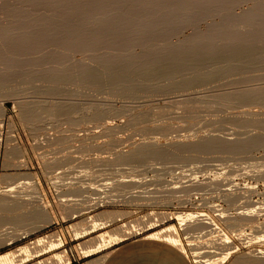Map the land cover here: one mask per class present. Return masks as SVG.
Listing matches in <instances>:
<instances>
[{"label":"rangeland","instance_id":"rangeland-1","mask_svg":"<svg viewBox=\"0 0 264 264\" xmlns=\"http://www.w3.org/2000/svg\"><path fill=\"white\" fill-rule=\"evenodd\" d=\"M29 1L30 0H22V1L0 0V11H1L0 36H2L1 34L4 32L5 29L7 30L9 28V25H11L10 21L11 22L14 21L11 20L13 19L12 17L13 12H16L18 9L21 8V6H22L21 8L22 10L20 9V11L22 12H18L21 15L18 13L16 17H15L16 13L13 15L14 18L16 19L14 21V24L19 23V26L24 20L26 22L24 23L26 25H29L30 24L29 21L31 20L28 17L34 19L36 18V15L37 18H39V16H42L44 17V19L47 18L52 19L55 17L57 18L59 16L58 13H53L52 11L53 9H50L51 7L48 6V1H40L38 2V4L35 3L31 4V6L30 4L27 5ZM84 1L85 0H82V2ZM225 1H230V0H225ZM225 1H220V2H225ZM240 1L239 3L241 4L238 3L239 5L238 4L235 5L237 1L235 2L234 0H232L231 2L233 3H231V6L233 4L234 5L233 7H235V9L233 10L232 7L230 6L232 10H229L230 13L232 12L231 15L232 16L234 15L233 16L234 19L235 20L237 19L236 20L237 22L233 20V17L231 18L232 20L229 19L230 17L228 18L227 15L230 13L227 12L225 13V10L223 11L222 7H221L222 10H220L218 6H215V8L218 9L217 10L218 12H213L215 8H212L213 9L212 12H211L212 9H210L209 14L206 13L208 15V16L206 15L207 18H205L206 21H204L203 18L205 15H203L202 16L203 18L202 17L197 18L199 19L198 21L194 19V21H197L199 25L197 24V22H191L194 24L196 23V25L199 28L196 25L195 27L194 24L193 25L191 24L192 27L190 29L191 25L189 22L181 24L183 26L188 24L190 26L189 28H186V26L188 27V25H186L184 29L181 25L180 26L182 28L180 26H178L179 28L176 27L175 28L176 32L173 31L170 34H166L164 37H162L164 38L163 39L164 42L166 43L168 42L170 45L168 46L170 48L172 47L171 44H173L174 47L176 43H177L176 45L180 44L181 46V44H183V41H185V38L188 37L187 39H190L191 35L196 34V32L194 34L192 33V31L194 32L198 29V31H200L199 34L202 33L205 35V33L209 32L206 31V29L210 30L208 29L209 27L207 28L205 27L214 21L219 26L220 24L218 22L220 20H222L220 21V23L224 22L225 24H226L225 22L226 20L227 21L230 20L228 21L229 23L233 24L234 26H237L236 27L237 29L239 28V30H237L233 27L234 30L232 28H231L232 30L231 29L229 30L231 31L230 34H232V31L236 30L232 34L235 37L241 34L243 37L240 36V38L239 37L237 38L247 39L246 36L248 35L249 40L247 39L248 40L247 42H252L254 39L257 40V37L256 38L254 37L257 34H259L262 29V26L261 25L258 26V25L260 24V21L264 20V14H263L264 11L262 13L263 16L260 14L262 17L258 15H257L258 17H251L252 15H249L247 11H249V13L252 14V12L254 11L251 12L252 9L251 7H255L254 9L256 11V7L258 8L257 5L260 6V9L261 6L263 8L264 0H251L249 3L247 2L249 0H245L246 3L244 4L243 2ZM5 4L8 7H5L4 6ZM46 4H47V8H49L48 10L47 8H45ZM217 5H219L220 7V3H218ZM10 6L12 8H10ZM2 8L3 9L6 8L4 12H6L9 8L13 11V12L11 10L8 11L9 14L6 12L8 15L12 13L11 16L5 14L6 18L7 16L8 18H11L10 21L8 20V18L6 19L5 17L2 16V14H4V12L2 13L3 10ZM16 8L18 9L16 10ZM248 8L251 9L248 10ZM13 9L16 11H14ZM50 10L52 11L53 14L51 13ZM153 10H155V8ZM244 10L246 13L244 12ZM257 11H259V9H257ZM33 12L35 14L37 12L38 14L35 15ZM219 12L224 13L225 15ZM243 12L246 14L244 15V18L242 17L243 15H241L244 14ZM22 13L25 16H23ZM27 13H29L31 16L27 15ZM222 15L223 17L227 16L228 19L226 17H224L226 19H222L223 18ZM240 15L242 18L240 17ZM22 16L24 17V19ZM21 18L23 19V21L21 20ZM27 18L29 19V21H26L28 20ZM239 18L243 19L242 22L244 21L245 18H248L245 19L247 23L248 20L250 19L249 20L250 22L253 20L255 21L254 23H257L258 25L256 26L255 24H253L252 21V24L254 25L253 28L251 27L252 25L250 22L249 24L245 22L247 25H244V23L241 22V24L238 26L239 24L238 21L240 22L241 20V19L239 20ZM254 18L255 19L261 18L262 20L257 19L258 21L256 22ZM200 19H202V21H200ZM69 20L72 22L78 20V18L75 16L74 17L70 16ZM231 21H234V23H232ZM228 22L227 24H229ZM24 23H22L23 26H25ZM14 24L13 27H11L12 31H8L11 33L6 34L8 38L12 37L10 39L11 41H13V37L16 38L17 36V35L14 36V33H12L13 28L15 29L16 28L15 26L20 28L18 24L17 25ZM242 24L244 25V27ZM217 25L214 24L213 26L218 27ZM233 25L230 26L229 24V27H232ZM248 25H250L249 27L251 28H249ZM29 26H31V24ZM213 26H210V28L211 27L213 28ZM220 26L222 28L228 27V25H222V24ZM259 27H261V29ZM253 29L254 31L257 30L256 32L253 31L254 33L253 36L251 35L252 38L254 39H252L249 34V32L252 34V31L250 30ZM236 32L238 33V35L237 34L235 35ZM245 33L248 34L246 35ZM11 34H13V36H11ZM189 34L190 36H187ZM6 35L5 37L2 36L3 41L2 38L0 39L1 40L0 45L1 43L2 45L3 43L4 44L6 43L5 46L6 45L7 46L5 47L3 45L4 46L3 48L4 49L6 48L7 50L6 49L2 50L4 52L0 50V57L2 55L3 56V58L1 57L2 59H5L7 57L10 60L13 58L12 59L13 61L11 60L10 62L7 60L8 64L9 62L12 63L10 64L12 66H8L7 61L5 60L4 64H2L3 61L0 58L1 59L0 69L3 70L4 72L3 73L1 71L2 74H4V77H2L3 75L1 74L2 76L0 77V81L3 82L4 81L3 79H5V81L7 79V82H5V84L3 83L2 85L3 87H0L2 89L0 90L1 93L0 94V205L1 203H3L1 202L3 198H8L9 201L5 202L4 205H8L9 207L13 208V206L9 202L14 201L13 203L15 205H16L15 202L20 203V204L18 203L19 207L18 205H16L18 207L17 208L18 211L25 212L27 208L29 209L31 214L35 212L38 213L39 211L40 212L45 211L47 212L49 221L46 222L45 226L43 225V223H41V225L37 227L32 226L30 230L27 231L28 233L25 232V230L20 231L12 227L4 229V231L1 233L2 236H0V241H2L1 246H5V249L0 251V254L10 253L17 255L18 252L25 247L26 249L30 250V252L32 253L25 254V259L22 261L23 263L20 261V259L22 258L21 256L16 257L15 261L17 262L15 264H35L38 262H42L43 264H53L54 260H52V258H54V255L56 254L57 255L59 254L63 257L66 256L67 261L75 259V261L77 262L78 258L82 260L84 259L83 257L84 254L81 253L82 249L86 247V245L89 246L88 244L91 245L92 243L91 241L95 242L97 237L100 236V234L103 233L107 235V233H110L111 230L118 229L119 225L121 227L122 223H127L131 221L132 224H136V222H139L140 217L147 218L149 217L150 214H153L152 217H156L160 221H163V223H160L156 228H154V230L151 231L152 233L165 229L170 225H173L176 228V230H178V235L180 237L181 244L185 252L184 255L185 257H187V260L189 261L190 264H197V263H194V258L192 257L190 251L191 247L187 245L188 244L187 240H193V243L195 244V246L193 247L198 248L199 249L198 251L203 252L202 255L201 254L199 255V256L204 255L202 257L203 258L202 260L205 259L212 260L214 256H218L225 247L235 248L237 251L231 255V257L228 259V261L225 264H231L233 263L234 260L240 257L248 256L253 258L254 256H257V254L259 255V253H264V239L257 238L261 235H264V226H263L264 224V127L263 126L264 125L262 126L261 124L263 123H260V122H264V108H263L264 105H261L263 103H258V101L255 102L254 100H252L254 104H252L251 101L237 102L238 100H236L237 97L236 95L239 92L246 90V88H248L249 90L250 89L253 90L256 88L255 90H253L254 92H252L253 93L252 95L254 94L256 95L255 92L258 90L260 91V87H264V69H262L264 66L263 67L259 66L260 68L262 67L261 69H259V67L257 66H254L252 67L253 69L251 70H249L250 68L247 69L248 70L247 72L246 69L245 71H243V68H240L242 71L240 69H237L236 72L234 71L235 74L233 71H232L233 73L230 72L232 75H230L229 73L227 74L223 73L221 75V77L223 76L222 79H220L221 77L219 76L220 78L218 80H212L211 82L202 83L200 85L199 84L191 85L189 86L191 88L188 87V90L186 89L182 90L178 87H173L174 89L171 88L169 90L170 92H166L162 94L147 93V96L145 93L143 95L130 98L131 100L128 99V97L123 98V96H119L118 98V96L112 95L109 92L107 93V91H104V89L108 90L106 88L104 89L101 88L104 91L103 93H101L102 90L100 88L99 89L101 91H99L98 88L96 89V87L94 86H93L94 88L89 89L91 85L90 87L87 85L89 87L87 88V86L84 84L83 87L85 88H83L82 86H79L82 83L77 85L79 83V80L76 78L75 80L74 78L71 79L73 82L70 80L71 82L70 85L67 84L69 82L65 84H61L59 85V87L53 85L55 89L58 87V89H56L55 92L57 94L61 92L63 93V95L58 94L56 96L55 93L51 95L49 94L50 96H48V95H44L46 94L44 92L45 91L44 87L50 85L49 84L44 85V83L47 82L45 79H44L45 82L40 81L41 82L40 83L39 79L41 77H39V75H36V77L34 78L35 79L39 78L38 81L37 80L35 81L39 82L40 84L36 82L34 84V82L33 83L31 82L30 87L28 85L29 76L31 74L33 75L36 69L45 70L46 68L45 71H49L47 70L49 65L50 68L53 67L52 69L49 68L50 70H54V66L57 67L59 66L60 68H62L60 70L65 71L67 70V68H71V66L72 69H74L73 68L74 65L86 64V66L88 67L90 66L91 68L92 66H94L93 69L96 68V71L99 73V70H103V69L97 68L102 65L100 62H98L99 60L98 57H101L103 53L105 54V52L108 49L109 51L106 52L105 57L107 56L108 53L112 54L113 56L114 55L120 56L125 54V52L127 51L128 54L131 48H132L130 50L131 55L136 56L137 54L141 53V51L143 50H141L140 46L136 47V45L134 47L132 46L131 48L129 45H128L129 47L122 46V49L118 47L119 50H117L116 47H112L113 52H115L113 48H115L118 51V52L116 51L117 54L119 53L117 55L116 52L115 54H113V52L111 53V48L106 47L105 49V46L104 47L100 46L94 49L90 48L94 52L92 53L85 45L84 47H86V50L84 49V47L83 48L80 47V49L81 50L84 49L83 51L86 54L88 53L86 55L83 54L84 52L81 51L79 48L77 52L75 51L77 49H73V50L69 49L72 52L75 51V53L74 52L72 53L68 50V48L63 46L64 44L62 42H60L61 47H60V43H57L58 45L54 43L56 44L55 46H57L58 49L55 46H52L54 44L50 42V44L46 45L47 44L46 43L45 46H43L45 48L37 47L36 50L38 48L39 50L44 49L40 51L37 50L38 54H36L37 52H35L36 51L35 48L34 51L32 47L31 50L33 51L26 49L25 47V51L24 49L21 50L22 49L21 48L18 49L17 51L15 50V52H19L18 54L17 53L15 54L14 51L12 52V48L10 47L9 44L11 43V41L7 40L8 38L6 37ZM170 35H172V37H170ZM182 37L184 38V40ZM4 38L5 39L7 38L6 39L7 41ZM15 38L14 40H16ZM51 38L52 36H50L48 40H51ZM220 40L218 41V45L220 44ZM156 41L157 43H155ZM221 41H223V39ZM160 42L161 41L158 42V40L156 39L152 43L155 47L156 44H158L159 46ZM81 43L85 44L84 42ZM223 44L224 42H222L220 45ZM263 45L264 43H262V46ZM31 46H34V44H31ZM262 46L261 44H259L257 48L261 47V49L262 48L264 49V46L263 47ZM9 47L11 48L10 50ZM62 47L66 48L67 55L64 52L65 49L63 51L64 53L62 55L60 54L62 52L61 49ZM124 47L126 50L123 49ZM154 47L151 46L152 49ZM3 48L1 46L0 49ZM100 48H103L105 52L103 53L101 52L104 51L103 49H101V51H98L100 50ZM155 49H153L154 52L157 51ZM28 50L29 52L31 51L33 53L31 52L29 53ZM5 51L7 52L9 51L10 52V53L8 52L9 55ZM53 51H56V53L59 51L58 54H56L57 58H61L63 55H65L63 59L65 61H68L69 59V57L67 59L66 56L70 55V60L74 64L72 63L73 64L72 65L69 60L70 63L69 62L66 63V66L69 64L68 65L69 67L65 66L66 69L64 70L63 66L65 64L64 63L65 61L62 62L61 59L58 60L57 58H55L54 60L55 56L53 55L55 54ZM258 51H260V53L261 52L263 53V50L261 51L259 49ZM69 52L70 54H68ZM95 52L97 53V55ZM98 52H101L102 54L101 53L98 54ZM2 53H4L5 55H3ZM150 53H152V50ZM89 54H91V56ZM127 54L123 56H127ZM49 55L51 56L49 57ZM109 55L108 57H112V55L110 56ZM88 56L92 58L95 56L96 58H98V59L93 58L94 60L96 59L97 61L96 64L94 61H90L92 58H90L89 60ZM128 56H130V54ZM46 57L49 58L50 60L47 59ZM51 57H53V59ZM15 58L16 59L19 58L17 59L18 61L17 60L15 61ZM220 58L222 60V56ZM56 59L58 61H56ZM38 60H42L43 62L40 61L42 64H44L46 61L47 67H46V63L45 65L42 64L38 65L39 63ZM48 60L53 61L51 62V65L52 64L54 65L55 63L58 64L59 62H61V65L59 63L58 65L55 64L54 66L53 65L51 66ZM221 60L217 61V63H219L220 61V64L214 63L215 65L216 64L218 65V66L216 65L217 68L223 66L222 63L223 60L222 61ZM14 62L17 63L19 62L14 67L15 69H13ZM30 63L34 64V67L33 65H30L28 67L30 69L27 70V65H29ZM97 63L98 66H96ZM212 63L213 62L209 64ZM1 64L4 66H2ZM214 64L212 65L213 67L211 65H206V67L208 66L206 69L212 67L211 70H214L215 68ZM19 65L20 67H18ZM35 65L36 66L38 65L36 69H35ZM1 66L4 68H2ZM40 66L42 67L44 66V68ZM5 67H8V69L10 67V69H13L12 71L14 73L11 70L7 69L9 73L12 72V75L11 73L6 74L8 71L6 70ZM102 67L103 66H101V68ZM223 67H220L219 69H222ZM31 68L33 69V71H30L32 70ZM217 68H215V70H218ZM55 69L57 70L58 68L55 67ZM42 70L39 71L38 73L41 74L42 72H44ZM5 71L7 72L5 73ZM25 71L26 73H28L27 71H29V73L26 74L24 73ZM21 73L24 74L25 76L21 75ZM5 74L8 75V77L10 76L11 77L8 78L5 76ZM16 76L18 78L13 79ZM22 76L24 78H27L25 79L27 80V82L24 80ZM41 80H43V78ZM76 80H77V84L74 83ZM42 83L44 87L43 86L41 87ZM25 84L27 85L25 86ZM33 84L34 86L36 85L37 87L31 86ZM19 87H21L20 90L24 88L25 90L27 89L26 90L27 92L26 91L25 92L28 94H25L24 90H22V92H20L21 94H19L20 91L18 90ZM59 88H62L61 91ZM12 89L17 90L16 91L17 94ZM63 89H66L64 91L67 92L69 96L63 91ZM5 90L6 92L8 90L7 94ZM31 91L32 92L35 91V92L31 93ZM9 92H13L15 95L14 94L12 95ZM233 93H235L236 95ZM111 95L113 97H110ZM59 103L61 105L71 103V106L73 104V108L76 106L73 110L76 113L75 112L71 113V115L73 116L70 115L71 111L70 112L67 111V113L66 111H64L62 113L63 114L66 113V116L70 115L71 118L73 117L76 121L79 122L78 124L73 118L72 119L69 118L70 116L68 118L69 120L71 119L70 120L71 123H69L68 118L65 116V114L64 115L60 114L61 112L58 115H54L53 113L54 111L52 108H56V107H52V106L58 105ZM69 105L70 104H68V106ZM93 106L95 108L103 107L100 109L103 110L105 108L103 110L105 112L102 113V111H100L99 114L98 113L99 110H96ZM25 107L28 109L32 108L33 111L32 109H30V112L32 111V113H34L35 111L36 113L34 114L40 116V121H42L41 124L39 123L41 125V126L39 125L40 127L37 126L33 127V124L29 121L28 118V116L30 115H27L25 117V114H30L29 110L26 109ZM87 108L89 109L88 112L90 115H87L88 114ZM92 108L94 110H92ZM22 110H25L24 111L25 114L22 112ZM245 110H247L248 112L247 114L245 113L246 116H243L245 115L244 114V112H246ZM49 111L50 112L53 111V112L50 113ZM97 113L101 115V117L99 115L97 116L96 115ZM251 113H253L254 115L252 116ZM47 115H51V116H47ZM130 115L133 116L132 119L138 118L140 119V121L136 124H133L131 120H128ZM247 115H249L253 119L248 117ZM46 117H48L49 119ZM90 117L91 120L87 121V119H90ZM245 117L248 119L246 120ZM94 118L96 119L95 121H93ZM41 119H44V121ZM242 120H245L247 123H250V126L247 123H244L245 121H243L242 123ZM252 122H255L256 125L260 123L258 125L262 127L261 128L256 127V125L255 124L253 125ZM105 124H108L109 127H111L112 132L111 130L110 132L112 134L105 132L107 131L104 128ZM253 134L258 136V139H261L262 141L260 143V146L253 147L252 151L249 150L247 152L245 151L241 153L237 151L236 153L235 151L233 152L228 150V152L230 151L229 154L226 149H223L225 152L224 153L222 152L223 150L218 151L219 150L218 148L216 152L215 150H213L215 153L213 151L211 152L210 150H207L208 152L210 151L211 153H207L206 151H204L203 154V152L201 153V151H195V150L193 151L191 149V151H193L196 154L195 155L193 152H188L191 154L190 155L191 158L187 153V151L190 149L188 148L187 145L192 144V142L194 144L195 141L196 143L197 141L200 142L202 140H205V138L211 139L212 137L211 140L214 139L216 141L222 140L223 142L228 141V143H233L231 141H234L235 143H237L240 140L241 142L243 141L245 142V140L246 141L250 140V139L248 140L246 139L247 137L248 138L251 137L247 135H253ZM149 141L151 143H149ZM177 142L179 143V145L181 144L180 145L181 147H179V145L176 146L178 144ZM144 143L146 144L147 147L152 145L156 146V147L152 146L153 149L155 148L156 150L163 149V153L164 150L165 153L171 151L169 154H164L165 156L167 155L169 159L167 156L166 159H163L165 157L164 156L160 160L159 159L157 160L156 158L155 160L153 159V157L151 158L144 157L142 158L144 160H142L141 158L140 159L134 158V160H130V162L119 163L117 159L119 156L126 155L124 154L126 152L128 154L129 151H131V149L132 150L134 148L136 149V147L139 144L143 146L145 145ZM172 144H173L172 146L173 148L179 147L181 150L182 149L184 150L185 147V150L187 149L188 150L187 151L184 150V153L180 152V154H178V152L181 150L177 148V151L179 150L177 152L175 148L174 149L175 154H173V151L171 150L173 148L169 147V145L171 146ZM184 144H186V146ZM157 146L159 147V149ZM166 146L170 150H168ZM199 152L201 154H199ZM181 153H183L182 156H180ZM171 154L174 156V158L176 157L175 161L173 160ZM183 156H185L184 159H182ZM115 157L117 159V162ZM170 157H172V160ZM177 157L178 158L181 157V158L177 160ZM9 187L10 188L14 187L13 190L11 189L12 192L11 191L5 192V190ZM10 196L13 197L10 198ZM80 197H82L84 200ZM71 198L72 200L77 198V200L76 199H75L76 201L73 200L72 203L71 201H69ZM79 198L81 202L78 201ZM54 205H56L62 220L65 222V223L63 222L62 224L63 227L61 228H59L60 225L59 220L56 222L57 217L55 215ZM246 207H248L249 211ZM243 208H245L246 210ZM90 209H92V211L87 213V211ZM239 209L241 211L244 210L246 211V213L248 212L249 214L247 213L248 215H246L244 211L243 214ZM238 210L243 215L241 213L238 215L237 213ZM69 211H71L70 215H73L72 220L66 222L67 219L65 215H68ZM235 211L237 215L235 214ZM108 212H111L112 214L115 212L114 213L115 215L117 212L118 214L117 216L121 220L112 223L110 226H107L104 229H96V231L80 239H76L73 236L74 233L72 234V232L74 231L72 230L74 227L75 228L78 227L76 229L83 227L82 229H84L86 228V226H89L88 224H91L97 216H100L103 213L105 214ZM222 212L224 213V215ZM189 213L196 216L194 219L190 220L192 222L188 221L189 223H186L185 227H183L184 230H181L182 228L179 227L178 222L175 219L176 215L178 214L184 215ZM200 214L202 216H200ZM119 215L121 217H119ZM197 215L199 217H197ZM220 216H224V218L226 219L222 217L220 218ZM242 216L246 218L245 220L248 219L247 222L245 223V221H243L244 224L240 223L243 225L241 226L238 225L239 227L237 226V228H235L236 226L234 225L235 227L233 229H230V227L231 228L233 227L230 224L236 220V217L237 219H244ZM203 220L207 223H204ZM200 224L202 226H200ZM227 225L228 226L230 225L229 228ZM55 226H57L58 228L54 229ZM199 227H205V228H202L201 230V228ZM214 227L217 228L213 230ZM224 234L228 236V241L230 242L226 245L221 242L222 235ZM143 236L144 235H141L136 238H141ZM185 237L186 238L188 237L189 239H186ZM56 238L57 239L60 238L63 242L60 248L54 251H48L40 256H37L38 253L40 252L42 253L44 251L43 247L46 245V243L43 242L48 243ZM69 239H71L72 242H68ZM39 240L43 241L42 245L44 246L41 245L40 247H36V242ZM157 240L160 241L159 239ZM9 242H11V244ZM65 242H67V244H65ZM173 252L174 254H176L175 251ZM70 254L72 255L70 256Z\"/></svg>","mask_w":264,"mask_h":264},{"label":"bare ground","instance_id":"bare-ground-1","mask_svg":"<svg viewBox=\"0 0 264 264\" xmlns=\"http://www.w3.org/2000/svg\"><path fill=\"white\" fill-rule=\"evenodd\" d=\"M40 1H48V6L51 7L50 9H53L52 10L53 13H58V15L61 16V17L58 16L59 18L55 17V18H52V19L51 18L44 19V17L39 16V15H41V14H39L38 15L39 18H37L36 14H38V13L36 12V14H35L33 12L36 15V18L31 19L30 17H28L31 21H29V19L27 18L28 20H26V21H29V23L31 24V26H29L30 25L29 23H28L29 25H26L25 24L26 23L25 20L23 21V19H24L23 16H25V15L22 13L23 19L21 18V20L23 21L22 23L25 22L24 23L25 26H23V24L21 22L20 23H21L22 27H21V25L19 26V23H15L16 25L18 24V26L20 28H18L17 26H15L16 27L15 29L13 28V32L12 33H14V36L17 35L16 38L13 37V41L10 40L12 37L8 38L6 34L7 33H9V34L11 33V32H8V31H12L11 27H13L14 21L16 20L13 15L16 13L15 14V17H16V15L20 14L18 12H22V11H20L22 6H21L20 9L16 8V10L18 9L17 11L13 9L16 12H13L10 9V8H12L11 6L6 11L8 14H9L8 11H10V10L13 12V15H12L13 19L8 18V16H11L12 13L10 15H8L6 12H4L6 8H4V9L2 8L3 10L1 9L2 13L4 12V14L1 13L3 17H5V14H7L8 16L7 15L6 16H7L9 21H10V19L14 20L13 22L10 21L11 25H9V28L7 27L9 30L8 29L7 30L3 29L4 32L2 31L3 33L1 34L3 37H5V35H6V37L8 38V39L7 38L6 39L11 41V43H9V41H8V43L10 44V47L12 48V52L13 51L15 52V50L17 51L18 49H21V48H22L21 50L24 49V51H25V47H26V49H29V50H31V47H32L33 50H34V48L36 50L37 47H39V48L43 47V46H45L46 43H47L46 45L50 44V42L53 43V44L54 43L57 44V43L62 42L64 44L63 46L68 48V50L69 49H71V50L77 49V50H75L76 52L78 51V48L79 49H80V47L83 48L85 45L87 46V48L92 53H94V52L91 49H94V48H97V47H100V46L101 47L105 46V49H106V47L111 48V53L113 52L112 47H116L117 50H119L118 47H120L122 49V46L126 47L128 45L130 46V48L132 46L134 47L135 45H136V47L140 46L141 50H143V51H141V53L137 54L136 56L135 55L132 56L131 53H130V50L132 49L131 48L130 50L127 49V50H129L128 54H127V51L125 52V54H127V56H123V55H125L123 53H120V54H123V55L119 56L118 55L119 53L117 54L118 51L115 48H113L115 50V52L117 51L116 54L118 56H115V55L113 56L112 54L108 53L107 56L105 57L106 52L109 51V49L106 52H105V50L103 48H100V50H98L99 48L95 49V50H98V51H101V49H103L104 51H101V52L102 53L105 52V54L103 53L104 55L101 52H98V54L101 53L102 56H104V57H102V56L98 57L97 56L99 58L98 62H100L102 64L101 66H103L102 68H101L100 65H99L100 67H97L98 69L99 68L103 69V70H99V73L96 71V68H94L95 70L93 69L94 66H92V68H91L90 66L89 67L86 66V64H84V65H81V64L74 65V67H73L74 69H72V66H71V68H67V70H65L66 67H69L68 66L69 64L66 66V63L69 62L70 55L66 56V58L68 59V57H69V59H68V61H65V60H63L65 55L62 56L63 58L62 57L61 58H57L56 54H58L59 51L57 53H56V51H53L54 54H55V55H53V56H55L54 60H55V58H57L58 60L61 59L62 62L65 61L64 62L65 63L64 66L62 65L64 67L65 71L60 70L62 68H60L59 66L58 67L54 66L55 64H57V63H55L54 65L52 64L54 66V70H50L53 67L50 68V66L48 65V69L47 70H49V71H45L46 68H45V70L44 69L42 70L40 68L44 72H42V73L40 72L41 74H39L38 72L41 71V70L36 69V67L38 65L42 64L40 62L42 60H38L40 64L38 63L37 66L35 65L36 71H34L33 75L31 73H30L31 75L29 74L30 75L29 76V80H28L29 87H30L31 82L32 83L34 82V84H35V82L39 83L40 81L45 82V80L48 82V83L47 82L44 83V85L45 84H49L50 86H45L44 87L43 83L41 85V87L43 86L45 88L44 92L46 94L43 93L44 95L50 96L51 94H55L56 93L55 91H56V89H58L59 85L65 84L67 82H69L67 84L70 85L71 84L70 80L73 79V78L75 80V78H76V79L79 80V83L77 84V80L74 83H76L77 85L82 83L79 86L83 87V85L85 84L86 86L88 85L89 87L91 85L90 88L87 86V88H89V89H92L94 87H96V89L97 88L98 89L99 88L100 89L101 88H103V89L106 88V89L111 91L110 92V91L104 89V91H107V93L109 92L112 95L118 96V98H119V96H123V98L124 97H128V99H130V98H133L135 96L137 97L139 95H143L145 93H146V96H147V93H155V94L156 93L157 94L161 93L162 94V93L170 92L169 90L171 88H173V87H178V88H180L182 90H184V89L188 90V87L191 86V85H198V84L200 85L202 83L211 82L212 80H218L223 73H226V74L229 73L230 75H232L230 72H232V71L236 72V70L240 69V68H243V71H245V69H246V72H247L248 71L247 69L250 68L249 70H251V69H253L252 67H254V66H257V67H259V66L263 67L264 66V55H263L264 54V49L263 48L261 49V47L257 48V46L259 44H261V46H262V43H264V20L260 21L259 25L257 23H254L255 21L252 20L253 24H255L256 26L257 25L258 26H260V25L262 26V29H261V27H259L261 29L260 33L257 34V35L255 33L256 36L254 37V38L257 37V40L259 39L260 41L259 40L257 41L254 38H252V36L254 35V33H253L254 29L250 30V31H252V34L249 32L250 36L252 35L251 38L254 39L252 42H247L249 40L248 39V35H247L248 33L247 34L245 33L247 35L246 37H247L248 40L246 38L243 39L242 38L243 36L241 34L238 35L239 31H238V33L236 32L235 35L237 34L238 35L237 37H239V38H240V36H242L241 37L242 39H239V38L235 37L234 35H232L233 32H235L236 30L232 31V34H230L231 31H229V30L231 28L233 29V27H234L235 29H237L236 28L237 26H234L233 24L228 22L230 20H228V21L224 20L226 22V24L224 22L220 23V21H222V20H220L218 22L220 25L221 24L222 25H228V27H229V24H230V26L233 25L232 27H229V28L228 27L227 28H225V27L222 28L220 25H219L220 26L219 27L217 25V23H215V21L212 22V23L216 24L218 27H215V26H213L214 24L210 23L209 25L213 26V28L212 27L210 28L209 25L206 26L205 28L209 27L208 29H210V30L206 29V31H209V32L205 33V35L202 34V33L199 34L200 31H198V29L196 30L194 28L196 31H194V32L192 31V33L195 34V32H196V34L195 35H191L190 39H187L188 38L187 36H190L191 33L189 35H187V36H184V37H187V38H185V41H183V44H181V46H180V44L176 45L177 44L176 43L174 45V47H173V44H171L172 47L170 48L169 47L170 46L169 43L167 42L168 43L167 44L166 42H164V40H163L164 38H162L166 34H170L173 31L176 32L175 28L180 26L181 24L189 22L190 25L191 24L193 25L194 23H191V22H197L199 20L197 18H200L203 15L206 16L207 15L206 13L209 14L210 9L215 8V6H218V8H220V10H222L221 9V7H222L223 11L225 10V13L226 12L230 13L229 10H232V9L234 10L235 9V7H233L234 6L233 4L231 6V3H233V2H231L232 0H230V1H225V0H85L84 2H82V0H79L81 2H79L77 0H30L27 3V5L30 4V6H31V4H34V3L38 4V2H40ZM220 1H225V2H220ZM234 1L235 2L237 1L236 4L234 3L235 5H237L240 0L239 1L238 0H234ZM250 1L251 0H249L247 2L249 3ZM240 2H243V4L246 3L245 0L244 1L241 0ZM218 3H220V7H219V5H217ZM239 4H241V3H239ZM4 6L8 7L6 4ZM4 6H2V7H4ZM230 6L232 7V9L230 8ZM257 6H258V8L256 7V11L254 9L255 7H251L254 10H252L250 8L251 12L254 11V12H252V14H250L249 11H247V13L249 15H252L251 17H258V16L262 17L263 16V14H264L263 11L264 10H261V9H264V7L262 8V6H261V9H260V6L259 5H257ZM15 7H13V8H15ZM45 8H47V4L45 5ZM154 8H155V10H153ZM48 9L49 8H47V10ZM215 9H214V11L212 9L211 12L212 11L213 12H218L217 11L218 9H216V11H215ZM250 9L248 8V10H250ZM257 9H259V11H257ZM50 11H48V12H50ZM52 11H51V13H52ZM244 12H245V10H244ZM219 13H221V12H219ZM231 13L228 14V15L226 14L228 16V18L230 17L229 19H231L234 16V15L232 16ZM245 13L241 14V15H243L242 16L243 18H244V15H246ZM221 14H224V13H221ZM233 14H234V12H233ZM27 15L31 16L29 13H27ZM35 15H34V17H35ZM229 15H231V16H229ZM241 15H240V17H241ZM70 16L71 17L75 16V17L78 18V20H75V21L71 22L69 20ZM205 16H204V18L202 17L204 19V21H206L205 18H207L208 15L206 17ZM227 16H224V17L227 18ZM40 17H42V18H40ZM222 17H223V15H222ZM224 17L222 19H226ZM251 17H250V19H251ZM241 18H239V20ZM19 19H20V17H19ZM194 19H196L197 21H194ZM245 19H248V18H245ZM245 19H244L243 22H242L243 19H241L240 22L238 21V23H239L238 26L241 24V22L244 23V25L249 24V22H250L249 20L250 19L248 20V23L246 22ZM257 19H261V18H257ZM257 19L254 18V20H256V22L258 21ZM233 20L236 21L237 19L235 20L234 17H233ZM200 21H202V19H200ZM200 21H199V23H200ZM234 21H231V22L234 23ZM252 21L250 23L252 25L251 27L253 28L254 25L252 24ZM227 22L229 24H227ZM197 24H198V22H197ZM207 24H205V25H207ZM186 25H188V24H186ZM190 25H188V27L186 26V28H189ZM192 25L190 26V29H191ZM195 25H196V23L194 24V26ZM244 25H243V27H244ZM181 26L183 27V29L185 28V26H183V25H181ZM249 26L250 25H248V27ZM251 27H249V28H251ZM205 28H204V30H205ZM237 30H239V28ZM257 30H258V28H257ZM257 30H255L254 32H256ZM197 31H198V34H197ZM0 32H1V29H0ZM202 32H205V31H202ZM258 32H259V30H258ZM245 34H243V35H245ZM2 36H0V39L2 38ZM8 36H10V35H8ZM11 36H13V34H11ZM50 36H52V38H51V40H48V38ZM170 37H172V35H170ZM14 38L16 40H14ZM80 39H82V40H80ZM156 39L158 40V42L159 41H161V42L159 43V46H158V44H156V46L154 47L152 42H154V40H156ZM220 39L221 40L223 39V41H221ZM183 40H184V38H183ZM219 40H220V44L222 42H224V44L223 45H220V44L218 45V41ZM2 41H3V38H2ZM80 41L84 42L85 44H82ZM155 43H157V41ZM5 44L3 43L4 46H5ZM31 44H34V46H31ZM56 44H54L52 46H55ZM80 44H82V45H80ZM3 45L1 43L0 48H1V46L3 48L4 47ZM151 46L154 47L153 49L156 48L155 50H157V51L154 52L153 49L151 48ZM157 46H158V48H157ZM10 47H9V50L11 49ZM55 47L57 48V46H55ZM60 47H61V43H60ZM60 47H59V50H60ZM65 47L61 48L62 49V52L60 53L61 55L64 52L66 53L67 50H66ZM125 47L123 49H125ZM39 48L37 50H39ZM43 48H45V47H43ZM5 49L3 48V49H0V50L2 51V50H5ZM64 49H65V51H64ZM84 49L86 50V47H84ZM84 49H82V50L80 49V50L83 51ZM259 49L261 51L263 50V53L262 52L260 53V51H258ZM29 50H28V52H29ZM33 50H31V51H33ZM37 50L35 52H37ZM40 50H44V49H40ZM71 50H69V51L72 52ZM151 50H152V53H150ZM163 50H165V51H163ZM166 50H168V51H166ZM75 51H73V52L75 53ZM2 52H4V51H2ZM5 52H7V51H5ZM20 52H22V51H20ZM70 52L68 54H70ZM115 52H113V54H115ZM9 53H8V55H9ZM16 53L18 54L19 52H15V54ZM31 53H33V52H31ZM39 53H41V52H39ZM2 54L5 55L4 53H2ZM36 54H38V52ZM83 54H86V53L84 52ZM91 54H89V55L91 56ZM109 54L112 55V57H108ZM129 54H130V56H128ZM51 55H49V57ZM66 55H67V53H66ZM96 55H97V53H96ZM6 56H4V57H6ZM221 56H222V60H223L222 63H223L224 67L219 65L220 67H223L222 69H219L220 67L217 68L216 65L220 64V61H219V63H217V61L221 60V58H220ZM1 57L3 58L2 55H1ZM59 57H60V55H59ZM40 58H42V57H40ZM51 58L53 59V57H51ZM90 58H92V57H89V60H90ZM93 58H96V57L94 56ZM98 58H96V59H98ZM17 59H19V58H17ZM17 59L15 58V61ZM34 59H37V58H34ZM47 59H49V58H47ZM57 59H56V61H58ZM92 59L90 61H94L95 64H96V62H97L96 59L95 60L94 59L92 60ZM5 60L6 61L8 60V61L11 62V60L6 57L5 59H2V61H3L2 64H4ZM8 61H7V64H8ZM10 62L8 64V66H12V65H10L12 63H10ZM49 62H50V65H51V62H53V61L51 60ZM70 62H71V60H70ZM211 62H213V63L209 64ZM18 63L14 62L13 69H15L14 67ZM45 63H46V61H45ZM45 63L42 64V65H45ZM59 63L61 65V62H59ZM72 63L73 62H71V64ZM214 63H217V64L215 65ZM213 64H214L215 68H217L218 70H215V68H214V70H211V68L213 67L212 66ZM30 65H33V67H34V64L30 63L29 65H27V70L30 69V68H28ZM206 65H211L212 67L211 68L209 67V69H206L208 67V66L206 67ZM2 66H4V65H2ZM96 66H98V63H97ZM18 67H20V65ZM40 67H42V66H40ZM46 67H47V63H46ZM55 67L58 68L59 70L58 69L56 70ZM2 68H4V67H2ZM5 68H6V70L8 69V67H5ZM42 68H44V66ZM261 68L259 67V69H261ZM13 69H10V67H9L8 70L12 71ZM262 69H264V67ZM37 70H38V72H37ZM1 71L3 72V70L0 69V72ZM7 71H5V73ZM30 71H33V69L30 70ZM2 72L0 73V77L2 75H3L2 77H4V74H2ZM12 72H10L11 75H12ZM27 72L29 73V71H27ZM35 72H37V73H35ZM235 72H234V74H235ZM8 73H9V71L6 74H8ZM24 73H26V71ZM28 73H26V74H28ZM6 74H5V76L8 77V75H6ZM34 74H35V76H34ZM226 74H224V75H226ZM21 75L25 76L22 73H21ZM36 75H39V77H41V78L40 79L39 78L35 79L34 77H36ZM10 77H8V78H10ZM222 77L220 79H222ZM15 78H18V77L16 76L13 79H15ZM33 78H34V81H33ZM42 78H43V80H41ZM25 79H27V78H24V80ZM38 79H39V82H37ZM3 80H4L3 82L0 81V85H1L0 87H3L2 86L3 83L5 84V82H7V79H6V81H5V79H3ZM19 80H20V78H19ZM22 80H21V82H22ZM35 80H37V81H35ZM25 81L27 82V80H25ZM74 83H72V84H74ZM34 84L31 85V86H34ZM26 85L27 84H25V86ZM53 85L54 86L56 85L58 87L55 89ZM34 87H37V86L35 85ZM41 87H40V89H41ZM83 88H85V87H83ZM189 88H191V87H189ZM263 88L264 87H260V91L257 89L258 91L255 92L256 95L255 94L252 95L253 94L252 92H254L253 90H255L256 88L253 89V90L250 89L252 91H250L248 88H246V90H243V91H241L239 93L236 92V93H238L237 95L235 93H233V94H235L237 96L236 97V100H238L237 102H239V101L240 102L241 101H244V102L251 101V103L254 104L252 102V100H254L255 102L258 101V103H263L261 105H264V89ZM20 89H21V87L18 88V90H20ZM59 89L61 91L62 88H59ZM100 89H99V91L102 90L101 93H103L104 92L103 89H101V90ZM261 89H263V90H261ZM0 90H2V89L0 88ZM22 90H24V92H25L27 89L25 90V88H24ZM22 90L19 91V94H21L20 92H22ZM64 90H66V89H63V91ZM13 91L16 93L17 90L14 89ZM42 91H43V88H42ZM5 92H6V90H5ZM26 92H25V94H28ZM34 92L31 91V93H34ZM57 92H58V90H57ZM7 93H8V90H7L6 94ZM9 93H11L12 95L14 94L13 92H9ZM65 93L69 96V94L67 92H65ZM41 94H42V92H41ZM58 94H60V95L62 94L63 95V93H61V92H59ZM58 94L56 93L55 95L57 96ZM112 95L110 97H113ZM4 96H5V94H4ZM244 102H242V103H244ZM60 103L58 105L52 106V107H56V108H52L51 107L53 109V111H54V112L52 111L54 113V115H58L61 112L60 114H62V115L65 114V116H66L67 111H69V112L71 111L70 115H71L72 112L73 113L75 112L73 110H74V108L76 106L74 105L75 106L74 108H73V104L71 106L72 101H71V103H68V104H70L69 106H68V104H64L63 103L64 105H66V106H64V105H61L62 103L61 104ZM246 104H248V103H246ZM89 108H90V106H89ZM100 108H103V107H100ZM100 108L96 107L95 109L99 110L98 113L100 111H102V113H104L105 111H103V110L105 108L103 110H101ZM26 109H28V108H26ZM30 109H32V108L28 109L30 114H25V112H24L25 110H22V112L25 114V117L27 115H30V116H28V118H29V121L33 124V127H36V126L40 127L41 126L40 124L42 123V121H40V116H38L37 114L35 115L34 114V113H36L35 111H34V113H32L33 109L30 112ZM88 110L89 109L87 108V113H88L87 115H90ZM92 110H94V109L92 108ZM64 111H66V113L63 114L62 112H64ZM245 111L246 112H244V114L245 113L247 114L248 111L247 110H245ZM52 112H50V113H52ZM92 113H94V112H92ZM98 113L96 114L97 116L100 114V113L99 114ZM246 114L243 115V116H246ZM54 115H52V116H54ZM249 115H250V113H249ZM249 115H247V116L250 117ZM251 115L253 116L254 114L251 113ZM47 116H51V115H47ZM69 116L67 115L66 117L68 118ZM71 116H73V115H71ZM71 116L69 118H71ZM99 116L101 117V115H99ZM132 117L133 116L130 115L128 120H131V122L133 124H136V123H138L140 121V119H138V118H133L132 119ZM46 118H48V117H46ZM69 118H68V120H69ZM250 118H252V117H250ZM241 119H240V122H241ZM247 119L248 118H246V120ZM41 120L44 121V119H41ZM70 120H69V123H71ZM84 120H85V117H84ZM88 120H91V117H90V119H87V121ZM95 120L96 119L94 118L93 121H95ZM243 121H245V120H242V123H243ZM74 122H72V123H74ZM76 122H77V124L79 123L78 121H76ZM255 122H256V119H255ZM255 122H252V124L254 125ZM244 123H247V122L245 121ZM260 123H263V124H261L262 126L264 125V122H260ZM260 123H258V124H260ZM247 124L250 126V123H247ZM258 124L257 125L255 124L256 127L261 128L262 126L260 127ZM104 128L107 130V131H105L106 133H111L112 132V129H111V127H109L108 124H105ZM253 128H255V127H253ZM110 130H111V132H110ZM261 131H262V129H261ZM247 136H251L249 138L245 137L247 140L248 139H250V140H248V141L245 140V142L243 140H242L243 142H241V140L240 141L237 140V141H239L237 143H235L234 141H231L233 143H228V141H225V142H227V143H225L222 140H219L220 141L219 142V141H216L214 138H213L214 140H211L212 137L210 139L209 138L210 136L208 137L209 139L205 138V140H202L203 138L201 137L202 141H200V142L197 141V143H196V141H195L194 144H193V142H192V144L188 143V144H190V145H187L188 148H190L189 149L190 151L187 148L186 149L188 151L185 150V147H184V150L187 151V153L188 152H193L195 150V151H201V153L203 152V154H204V151H206L207 153H211L213 150H215V152H216L217 149L219 148L218 151L226 149L227 152H228V150H230V151H233V152L235 151L236 153H237V151L241 153V152H245V151L247 152L249 150L252 151L253 147L260 146V143H261L262 140L258 139V136L254 135V134L253 135H247ZM252 136H254L255 138L252 137ZM251 138H253V139H251ZM221 141H222V143H221ZM149 143H151V142L149 141ZM139 145L137 146L138 148L136 147V149L135 148L133 150L131 149V151H129L128 154H127V152L124 153L126 155H122V154H120L122 156L118 155L119 157L117 159H118L119 163H126V162H130V160H134V158H136V159L137 158L138 159L141 158L142 159L144 157H148V158L149 157L150 158L153 157V159L156 158L157 160L158 159L160 160L161 158H163L165 156L164 154H169L171 152L170 151L168 153H165V150H164V153H163V149H160L162 151L156 150L155 148L153 149L152 146H154V145L148 146L150 148H148L146 146V144L141 146L142 145V143H141L140 147H139ZM147 145H150V144H147ZM178 145H179V143L176 146H178ZM180 145H179V147H181ZM184 145L186 146V144H184ZM172 146H173V144L171 146L169 145V147H172ZM154 147H156V146H154ZM179 147H175L176 151H177V148H179ZM160 148H162V147H160ZM175 148L171 149L173 151V154H175V152H174ZM220 148H222V149H220ZM158 149H159V147H158ZM191 149L193 151H191ZM168 150H170V149L168 148ZM182 150L181 151L178 150L179 151V152L177 151L178 154H180V152L184 153V150L183 151ZM207 150H210L211 152L210 151L208 152ZM206 152H205V154H206ZM222 152H224V150ZM183 153H181L180 156H182ZM187 153H185V154H187ZM201 153L199 152V154H201ZM188 154H189V156L191 155L190 153H188ZM166 156L163 159H166L168 157V156L167 157ZM171 156L173 157V160L175 161L176 157L174 158V156L172 154H171ZM116 157H115V159H116ZM172 157H170L171 160H172ZM178 157H177V160H179L181 158V157L180 158H178ZM184 158H185V156L182 157V159H184ZM190 158H191V156H190ZM117 159H116V162H117ZM168 159H169V157H168ZM142 160H144V159H142ZM13 188L9 187V188H7L5 190V192H7V191L10 192L11 189L13 190ZM73 196H75V195H73ZM11 197H13V196H10V198ZM80 198H82V197H80ZM80 198H79L78 201H80ZM75 199L77 200V198H75ZM75 199H73V200L76 201ZM73 200L71 198L69 201H71L73 203ZM13 202H9V203L13 206V208H15V209L18 208L19 207V205H18L19 202L18 203L15 202L16 205H18V207ZM4 204H5V202L1 203L0 207H3V208H0V210L1 209H5V211L4 210L3 211L7 212L6 210H8V208L6 209L5 207L8 206V205H4ZM76 205H77V202H76ZM14 206H16V207H14ZM246 208L248 209V207H246ZM243 209H245V208H243ZM239 210L237 212L238 215L241 212L243 213V211H244V210L243 211L240 210L241 211L240 212ZM11 211H12V209H11ZM236 211H235V214L237 215ZM248 211H249V209H248ZM9 212L10 211H8V213ZM39 212L36 213V214L40 215ZM244 212H245L246 215L249 214L248 212H247L248 213L247 214L246 211H244ZM1 213H2V211H1ZM3 213H2V215H3ZM43 213H46V215H47V212L44 211ZM43 213H41L42 214L41 216L45 215ZM114 213L112 214L111 212H108V213H105V214L103 213L100 216H97L95 218V220L91 224H88L89 226H86V228H84V229H82L83 227L79 228V229H76L78 227H76V228L74 227L73 230H72V231H74V232H72V234L74 233L73 236L75 238L83 237L85 235H88V234L96 231V229H104L107 226H110L112 223L121 220L120 218H118L117 212H116V215ZM14 215L17 216V214H14ZM223 215H224V213H223ZM13 216H9V217L13 218ZM35 216L36 215H34V217ZM195 216L196 215H192L190 213L189 214H184V215L178 214V215H176L175 219L177 220L179 227L182 228L181 230H184L183 227H185L186 223H189L188 221L194 219ZM200 216H202V215L200 214ZM244 216H242V217L244 218ZM1 217H3V216H1ZM43 217H45V216H43ZM46 217H47L46 219H48V216H46ZM119 217H121V216L119 215ZM197 217H199V216L197 215ZM221 217L224 218V216H220V218ZM3 218H5V217H3ZM35 218L38 219V217H35ZM232 218H233V216H232ZM14 219L16 220V217ZM37 219H36V221H37ZM42 219L44 220V218H42ZM224 219H226V218H224ZM227 219H230V218H227ZM245 219L246 218L237 219V217H236V220L234 222L232 221L233 223H231V222H230L231 224L229 223L230 225L233 226L232 228L230 227V229H233L235 226H236L235 228H237L238 225H240V226L243 225L244 224L243 221H245V223H246L247 220H248V219L247 220H245ZM17 220L19 222V220H21V218L20 219L18 218ZM40 220H41V218H40ZM200 220H202V219H200ZM14 221L12 222V224L14 223ZM41 222H42V220H41ZM190 222H192V221H190ZM203 222L207 223L204 220H203ZM19 223L22 224L23 222H19ZM19 223H17V224H19ZM136 223H138V222H136ZM240 223H243V224H240ZM196 224H197V222H196ZM137 226H139V225L132 226L133 231H136V227ZM200 226H202V225L200 224ZM229 226H228V228H229ZM263 226H264V224H263ZM193 227H195V226H193ZM199 228H201V230H202V228H205V227H199ZM216 228L217 227H214L213 230L216 229ZM74 229H76V230H74ZM132 229L129 226H126V225H124V226L122 225L121 227L119 225L118 229H113V230L110 231V233L105 232V233H107V235H105L103 233L100 234V236H98L97 239L95 238L96 241L95 240H94L95 242L91 241L92 242L91 245L90 244H88L89 246L86 245V247H84L82 249L81 253H83L84 256H87V255H89V254H91V253H93L95 251H98V250H100V249H102V248H104V247H106V246H108V245H110L112 243H116V242L124 239L125 236H127L129 234V232L132 231ZM238 229H236V230H238ZM23 236H24V234H23ZM147 238L148 239H153V240L159 239L161 242H163L165 245H167L173 251H175V253L180 255L182 258H185V255H184L185 252H184V249L182 247L180 237L178 235V230H176V228L173 225H170L169 227H167L165 229H162V230H159V231H156L154 233H150V234L147 235ZM257 238L258 239H260V238L264 239V235H261V236H259ZM186 239H189V238L187 237ZM42 242L43 241H40V240L37 241L36 242V247H40L42 245ZM187 242H188L187 245L189 247H191L190 251H191L192 257L194 258V263H197V264H225L228 261V259L231 257V255L234 254L237 251L233 247H225L222 250V252L218 256H214V258L212 260H209V259L202 260L203 259L202 257L204 255L203 256H199V255L200 254L202 255L203 252H200V251H198L199 250L198 248L193 247V246H195V244L193 243V240H187ZM221 242L223 244H225V245L230 243L228 241V236L226 234L222 235ZM9 243L11 244V242H9ZM43 243H46L45 246L42 245V246H44L43 247L44 251L42 253L41 252L38 253L37 256H40L43 253H46L48 251H54V250H56V249H58V248H60L62 246V240L60 238L59 239L56 238L53 241H50L48 243L47 242H43ZM26 253H32V252H30V250H28V249H26L24 247L18 252L17 255L10 254V253L0 254V264H15L17 262V261H15V258L16 257H20V256L22 257L20 259V261L22 262L25 259V254ZM64 257L59 255V254L58 255L57 254L54 255V258H52V260H54L53 264H66V263H69L70 260L68 259L69 261H67L66 256H64ZM35 264H43V263L42 262H38V263H35ZM231 264H264V253H259V255L257 254V256H254L253 258L252 257H248V256L247 257H240V258L234 260L233 263H231Z\"/></svg>","mask_w":264,"mask_h":264},{"label":"crops","instance_id":"crops-1","mask_svg":"<svg viewBox=\"0 0 264 264\" xmlns=\"http://www.w3.org/2000/svg\"><path fill=\"white\" fill-rule=\"evenodd\" d=\"M8 201H9L8 198H3L1 202H8ZM5 208L6 209L8 208V210H6L7 212H4L5 209L0 210V218H1L0 219V236H2L1 233L4 231V229L9 228V227L18 229L20 231L25 230V232H27L28 230H30L32 226L37 227L41 225V223H43V225L45 226L46 221H49V217L48 219H46L47 218L46 216L48 215H46V213H43V212H39L40 215H38L36 214L37 212L31 214L28 208L25 212L18 211L17 208L15 209L9 206H6ZM1 211L2 213L4 212L5 214L6 213L7 214L5 215L3 213L2 215ZM8 211L10 212L8 213ZM54 211L57 217L56 222L59 220L60 222L59 228H61L63 227L62 224L64 221L62 220L61 215L58 212L56 205H54ZM41 213L45 214L43 215L45 217L41 216L42 215ZM70 213L71 211H69L68 215H65L67 219L66 222H69L72 220L73 215H70ZM14 214H17V216L18 215L19 216L17 217ZM8 215L9 216L14 215L16 217V220L18 218L19 219L21 218L22 221L19 220V222H23V223L20 224L18 220L16 221L14 219L15 218L14 216L12 218V217H9ZM34 215H36L35 217H38L39 220L35 218ZM42 218H44V220ZM13 221L14 223L12 224ZM57 228H58L57 226L54 227V229H57ZM80 238L82 237H79L76 239H80ZM68 242H72V240L69 239ZM1 244H2V241H0V251L5 249V246H1ZM65 244H67V242H65ZM71 255L72 254H70V256ZM67 264H190V263L187 260V257L183 259L177 253L174 254L173 250L161 241L148 239V238L146 239L135 238V239H129V240H120L116 243H112L98 251H95L87 256H84L83 260L78 258V261L76 262L75 259H73V260H70V262Z\"/></svg>","mask_w":264,"mask_h":264},{"label":"built area","instance_id":"built-area-1","mask_svg":"<svg viewBox=\"0 0 264 264\" xmlns=\"http://www.w3.org/2000/svg\"><path fill=\"white\" fill-rule=\"evenodd\" d=\"M92 209L88 210V212H91ZM153 214H150L149 217L145 218V217H140V222L136 223V224H132L131 221L127 222V223H122L121 226L126 225L129 226L132 229V226H136V231H132L130 232V234H128L127 237H125L123 240H128V239H132V238H136L139 237L141 235H144L143 237H141V239H146V236L148 233H152L151 231L154 230V228H156L160 223H163V221L158 220V218L156 217H152ZM132 233V234H131ZM154 233V232H153Z\"/></svg>","mask_w":264,"mask_h":264}]
</instances>
